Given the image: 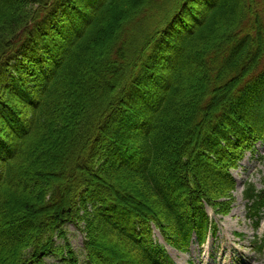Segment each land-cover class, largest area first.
<instances>
[{
  "label": "trees",
  "instance_id": "trees-1",
  "mask_svg": "<svg viewBox=\"0 0 264 264\" xmlns=\"http://www.w3.org/2000/svg\"><path fill=\"white\" fill-rule=\"evenodd\" d=\"M190 1L0 0V264L76 260L69 224L90 264H169L152 221L183 250L227 210L264 133V0Z\"/></svg>",
  "mask_w": 264,
  "mask_h": 264
},
{
  "label": "rangeland",
  "instance_id": "rangeland-1",
  "mask_svg": "<svg viewBox=\"0 0 264 264\" xmlns=\"http://www.w3.org/2000/svg\"><path fill=\"white\" fill-rule=\"evenodd\" d=\"M194 3V0L190 1L189 6L193 8ZM192 10L194 11V8ZM117 14L118 16L121 15L120 12ZM253 134H256V132ZM244 159L245 160L240 167H237L231 171L233 176H235L238 181L231 200V212L222 218L221 216H215L211 209H208L210 216L219 222V232L217 237H210L208 243L201 248L195 244L192 251L186 254H180L168 247V251L173 256L172 258L175 264H219V261L223 260V255L221 252H219L222 247L227 251L225 254V259L223 260V264H233L234 261L232 257L233 254L235 255V253H232V251L229 249V242H234V246L238 249L237 255L244 256L248 259L245 262H241L240 264H264V255L259 254L252 249V238L254 235L259 237L256 240L264 238V215L260 224V228L254 231L252 224L246 220V201L244 200L243 196L245 182H255L258 187H262L264 184V144L260 146L258 145L257 149L252 153H248ZM154 228V237L159 240L160 243H164L158 227L154 225ZM234 231L235 235L233 234ZM68 232V238L76 250V260H72V262H77V264H88L86 255L87 251L84 248L86 245L84 244L85 235L74 225H70ZM236 232L243 234L240 236L241 238H238L239 236L236 235ZM220 234L223 237H220ZM89 243L90 242H88V245ZM108 248L109 247L106 249ZM211 251L218 252L217 254L219 261L210 259L209 252ZM90 252L93 253L91 249ZM114 257L115 256H112V258ZM188 260H190L191 263H188ZM50 262L51 259L48 263L53 264Z\"/></svg>",
  "mask_w": 264,
  "mask_h": 264
},
{
  "label": "bare ground",
  "instance_id": "bare-ground-1",
  "mask_svg": "<svg viewBox=\"0 0 264 264\" xmlns=\"http://www.w3.org/2000/svg\"><path fill=\"white\" fill-rule=\"evenodd\" d=\"M115 251V250H114Z\"/></svg>",
  "mask_w": 264,
  "mask_h": 264
}]
</instances>
